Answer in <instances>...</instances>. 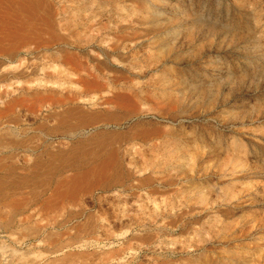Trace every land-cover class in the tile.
Masks as SVG:
<instances>
[{
    "label": "rangeland",
    "instance_id": "374dc122",
    "mask_svg": "<svg viewBox=\"0 0 264 264\" xmlns=\"http://www.w3.org/2000/svg\"><path fill=\"white\" fill-rule=\"evenodd\" d=\"M0 16L1 263L264 264V0Z\"/></svg>",
    "mask_w": 264,
    "mask_h": 264
},
{
    "label": "bare ground",
    "instance_id": "6f19581e",
    "mask_svg": "<svg viewBox=\"0 0 264 264\" xmlns=\"http://www.w3.org/2000/svg\"><path fill=\"white\" fill-rule=\"evenodd\" d=\"M10 18V17H9ZM8 18V20H3L2 18H1V16H0V31H6L7 33H9V35H15V34H13V33H15V32H13L12 30H14V31H19V28H18V30H17V27H18V25H17V23L18 22H16L15 20H10ZM20 24V23H19ZM20 30H21V28H20ZM9 31H12L11 32V34H10V32ZM23 31V29L21 30V32ZM25 32V31H24ZM23 32V33H24ZM17 34V33H16ZM8 35V36H9ZM21 36V35H20ZM12 37V36H11ZM10 37V38H11ZM14 37V36H13ZM8 38V37H7ZM6 39V38H5ZM4 39V40H5ZM13 39V38H12ZM3 40V41H4ZM7 41V40H6ZM9 41V40H8ZM12 42V41H11ZM12 46V45H11ZM13 47V46H12ZM6 49V48H5ZM9 50L11 49L10 48V45H9V48H8ZM7 50V49H6ZM6 50H1L2 51V53L4 54V55H6V56H9V57H11L12 56V54L10 55V53H9V51L7 52ZM12 53H14V52H12ZM84 77H82V76H79L78 75V79H83ZM0 99H1V96H0ZM70 101H73V100H70ZM9 105V106H8ZM64 105H66V104H64ZM8 106V107H7ZM17 106H19V105H10V103H4V107L5 108H3V109H0V119H2V118H5V114H7V113H11V112H13L16 108H17ZM73 111H74V108L73 107H66V108H64L62 111H61V113L59 114V115H61V114H63V115H67V118H68V120L69 121H71V120H73L74 122H76V126H79V125H81L82 123H83V121H81L79 118H77V117H75L74 116V113H73ZM58 115V116H59ZM63 121V120H62ZM2 123V122H1ZM83 131V130H82ZM1 153V152H0ZM98 186L99 187H103V188H106V187H111V186H113V185H111V184H109L108 182L107 183H101V185L100 184H98ZM6 262V261H5ZM0 264H4V262L3 263H1V261H0Z\"/></svg>",
    "mask_w": 264,
    "mask_h": 264
}]
</instances>
